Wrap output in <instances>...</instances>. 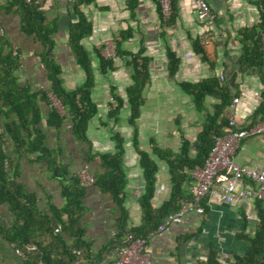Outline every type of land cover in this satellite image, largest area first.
I'll return each instance as SVG.
<instances>
[{
	"label": "crops",
	"instance_id": "crops-1",
	"mask_svg": "<svg viewBox=\"0 0 264 264\" xmlns=\"http://www.w3.org/2000/svg\"><path fill=\"white\" fill-rule=\"evenodd\" d=\"M75 1L78 0H47L46 3L49 17L58 19L59 33L55 36L54 59L61 66L63 86L67 90L78 87L85 80L84 72L76 66L74 55L67 45L68 23L75 21L71 10ZM191 1H179L175 19L170 24L161 20L159 0H135L132 5V0H95L94 4L81 8L93 23L92 36L84 40L90 52L96 49L106 57L104 45H114L120 41V55L114 59L113 69L101 74L96 59L91 97L98 112L90 122L87 136L92 145L91 152L96 154H113V136L118 134L123 138L122 162L127 186L124 201L126 214L122 218V212L111 195L100 192L93 184L85 185L82 200L85 213L78 225L85 230L84 240L89 249L81 252L74 264H117L112 247L119 244L114 241L120 226L133 230L142 223L139 200L144 193V181L133 144L134 137L137 136L139 150L150 153V141L153 140L159 148L176 153L180 149L181 139L193 142L201 131L204 115L196 112L180 83H196L210 77H224L227 80L235 76L238 103L233 114L241 126H247L261 101L263 87L258 76L240 72L238 33L257 23L258 3H264V0H203L212 14V19L203 21L198 20L196 10L190 6ZM3 4L4 0H0V23L11 44L20 50V83H30L43 90L48 83L46 72L36 56L39 48L20 31L18 15L4 12ZM200 48L203 54L197 52ZM141 51L144 57L150 59V77L143 92L144 105L140 108L135 127H132L128 123L130 112L125 102L116 119L108 118V111L109 104L113 102L112 89L125 101V89L132 82L129 62ZM170 53L179 61L173 76L169 72ZM211 101L209 99L208 103ZM40 106L45 117L49 109L45 104ZM45 133L48 146L63 147L66 154L63 161L69 164L72 172L80 175L81 171H86L92 177L103 173L98 158L90 164L84 163V154L89 148L74 140L69 126L59 133L45 128ZM234 161L250 170H264V134L242 139L235 151ZM20 165V181L35 193L39 208L50 215L51 206L61 209L65 200L60 194V183L49 179L50 173L46 167L25 160ZM159 167L156 190L151 200L153 209L160 208L170 198L168 168L164 163H160ZM221 181L222 178H216L214 185ZM214 185L211 188L213 192ZM243 186L255 192L256 186L249 180H243ZM242 189L239 187L236 195ZM256 200L251 196L226 203L214 197V193L207 195L185 215L182 223L170 224L162 232L156 229L150 233L143 250L153 264H204L213 252L218 260L226 254L233 261L234 256H243L247 251L245 236H253L257 230ZM13 220L8 206L0 204V264H24V257L16 254L17 249L6 240L4 234L13 225ZM52 226L56 228L60 224L52 219ZM67 240L70 238L67 237ZM124 242L120 241L121 244ZM27 248L32 250L34 246Z\"/></svg>",
	"mask_w": 264,
	"mask_h": 264
},
{
	"label": "trees",
	"instance_id": "trees-1",
	"mask_svg": "<svg viewBox=\"0 0 264 264\" xmlns=\"http://www.w3.org/2000/svg\"><path fill=\"white\" fill-rule=\"evenodd\" d=\"M132 3L131 5L133 4ZM181 0H170V18L165 24L175 19L177 4ZM95 0H78L71 7L75 21L68 23L67 45L74 55L75 64L85 74L84 82L78 87L67 90L63 86L61 66L54 59L56 47L55 36L59 33L57 18H50L47 0H4L3 11L15 13L19 17L20 31L30 37L39 48L36 53L40 65L46 72L48 87L37 89L30 83L22 84L18 71L22 66L20 50L11 44L4 27L0 35V204L8 206L13 214V225L7 229L6 240L24 254V264H74L76 256L73 250L85 253L89 245L84 240L85 230L78 224L85 213L83 197L85 185L80 176L70 170L63 147L47 145L45 128L60 132L69 126L74 140L89 149L84 154V163L90 164L99 159L103 173L94 174V183L100 192L111 195L116 207L125 218L126 173L123 168L124 140L115 134V152L101 154L91 152V142L87 131L98 109L92 100L95 84L96 59L98 70L106 74L113 69L114 59L119 57V42L114 43V56L103 57L96 49L90 52L84 40L93 34V23L81 10L83 6L94 4ZM132 7V6H131ZM259 18L255 25L239 31L241 54L239 58L240 72L258 76L263 87L261 101L247 124L250 128L264 119V3H258ZM197 45V44H196ZM16 54H13V47ZM195 46V45H194ZM196 48V46H195ZM203 54L200 48L197 51ZM150 59L143 56V51L134 55L129 62L132 69L131 84L125 89V101L114 93L109 104L108 118H115L126 103L129 109L128 123L135 127L140 116V108L144 105L143 92L149 82ZM169 72L173 76L179 61L169 54ZM235 76L227 80L210 77L196 83L183 82L179 86L187 94L196 112L204 115L201 131L195 140L190 142L181 139L178 152L159 148L150 141L151 152L139 150L137 136L134 147L139 156L142 170L144 193L139 200L142 211V223L133 230L120 226V232L114 242L124 245L146 237L161 225L165 218L178 211L182 205L192 201L190 192L191 173L202 168L213 146L214 138L225 134L228 120L224 117L238 87ZM53 95L63 108V114L51 105L49 95ZM212 100L208 103V100ZM125 102V103H124ZM41 104L47 105L49 112L43 117ZM30 164L40 163L50 173L52 180L60 183V194L65 200L61 209L51 206V215L39 208L35 193L30 192L20 181L21 161ZM164 163L170 177V198L160 208L153 209L151 200L156 190V175L159 164ZM222 173L219 177H224ZM258 226L253 236H245L247 251L243 256H234L232 264H264V201L257 199ZM63 215L66 217L63 219ZM52 219L60 224V232L56 233ZM2 232V231H1ZM67 237L70 240H67ZM125 239L127 240L126 242ZM120 241L124 243L121 244ZM113 242V244H114ZM33 245L34 249L27 247ZM204 264H219L215 253H211Z\"/></svg>",
	"mask_w": 264,
	"mask_h": 264
},
{
	"label": "built area",
	"instance_id": "built-area-1",
	"mask_svg": "<svg viewBox=\"0 0 264 264\" xmlns=\"http://www.w3.org/2000/svg\"><path fill=\"white\" fill-rule=\"evenodd\" d=\"M159 3L162 12V19L163 21H166L171 13L170 0H159ZM190 6L196 10L198 20L203 21L206 19H212L210 8L205 1L192 0L190 2ZM2 34L3 28L0 25V35ZM16 50L17 48L14 46V55L16 54ZM103 51L107 52L106 57L114 56V45H109L108 43L105 44ZM220 80L225 79L224 77H220ZM55 100L58 105L56 104L57 107L54 106L53 102V107L57 110L60 107L63 111L60 102L56 98ZM237 103L238 98L234 97L230 106L225 111L224 117L228 120L229 126L223 136L214 138L213 146L204 166L202 168L197 167L191 173V181L189 184L190 192L192 194V202L182 205L178 211L168 215L164 222L158 226L156 230L157 232H162L170 224L182 223L185 215L196 207L202 199L212 193H214V197H217L226 203H231L241 198H249L251 196L264 201V170H250L246 167L238 165L234 161L235 151L242 139L264 134V119L250 128L241 126L236 122L233 114ZM222 173H225V176L221 177L223 181H221L218 185H214L215 179ZM79 176L84 185H91L94 183V178L92 176ZM245 179L254 183L256 186L254 193H252L250 189L243 186V180ZM213 185L215 187L214 192L211 190ZM239 187H243V189L236 195ZM54 231L56 233L60 232V227H56ZM145 242V240H137L124 245H114L112 247V253L116 258L117 264H153L149 255L143 250ZM72 253L76 257H79L81 251L73 250ZM16 254L20 257H24L23 252L20 250H16ZM219 264H232L231 258L224 254L219 259Z\"/></svg>",
	"mask_w": 264,
	"mask_h": 264
},
{
	"label": "rangeland",
	"instance_id": "rangeland-1",
	"mask_svg": "<svg viewBox=\"0 0 264 264\" xmlns=\"http://www.w3.org/2000/svg\"><path fill=\"white\" fill-rule=\"evenodd\" d=\"M96 38L94 37V39L93 40H95ZM107 44V43H106ZM109 45H110V43H108ZM106 54H107V52L106 51H104V55L106 56ZM49 100L53 103L54 102V106H56L57 107V101L55 100V98L52 96V95H50V98H49ZM57 104V105H56ZM58 111L62 114L63 113V111L60 109V107H59V109H58ZM157 137V136H156ZM145 147V146H144ZM84 173V174H83ZM80 175H87V176H91L89 173H87L86 171H81L80 172Z\"/></svg>",
	"mask_w": 264,
	"mask_h": 264
}]
</instances>
